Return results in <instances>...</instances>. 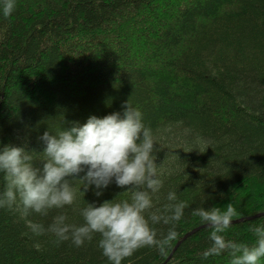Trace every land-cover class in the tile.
<instances>
[{
	"label": "trees",
	"instance_id": "1",
	"mask_svg": "<svg viewBox=\"0 0 264 264\" xmlns=\"http://www.w3.org/2000/svg\"><path fill=\"white\" fill-rule=\"evenodd\" d=\"M129 100L163 163L153 211L172 191L189 207L165 254L144 247L122 264H230L226 252L203 258L211 229L192 212L231 203L241 215L225 235L238 243L264 225V0H17L9 18L0 11V147L26 145L42 166L46 131L122 115ZM74 187L77 203L47 216L0 209V264H110L99 234L76 247L29 227L59 214L81 225L87 203L131 195L114 180L99 197ZM154 227L162 238L171 225Z\"/></svg>",
	"mask_w": 264,
	"mask_h": 264
},
{
	"label": "clouds",
	"instance_id": "2",
	"mask_svg": "<svg viewBox=\"0 0 264 264\" xmlns=\"http://www.w3.org/2000/svg\"><path fill=\"white\" fill-rule=\"evenodd\" d=\"M16 6L17 0H0L4 18H9ZM122 107V115L120 112L104 118L93 115L85 124L75 123L69 130L55 134L46 131L39 137L45 145L39 153L42 166L35 163L37 152L29 151L26 145L0 147V174L4 180L0 209L11 210L15 206L23 216L33 212L47 216L50 210L77 203L74 181L82 182L85 190L95 185V195L99 197L114 180L118 187L127 188L122 193H130V198L118 199L119 194L99 206L87 203L81 210L84 220L81 225L69 223L66 214H59L47 228L29 222L31 231L37 236L51 233L57 244L71 240L76 247L99 234L98 247L110 264H122L144 247H155L165 254L178 237L176 222L184 217L189 204L178 200L172 191L167 195L169 203L153 211V197L164 186L163 163L156 162L158 149L153 132L145 126L140 110L130 100ZM81 173L86 174L81 177ZM192 215L211 229V244L203 252V258L226 252L231 257L230 264L264 262V225L251 229L256 237L251 245L226 237L233 218L241 215L231 203L223 210L199 207ZM161 222L171 227L166 236L161 234L162 238H158L154 225Z\"/></svg>",
	"mask_w": 264,
	"mask_h": 264
},
{
	"label": "water",
	"instance_id": "3",
	"mask_svg": "<svg viewBox=\"0 0 264 264\" xmlns=\"http://www.w3.org/2000/svg\"><path fill=\"white\" fill-rule=\"evenodd\" d=\"M180 242H181V240L176 244V246H175V248L174 249H176L177 248V246L180 244ZM172 254H173V252L169 255V257L166 259V261L165 262H167V261H169L170 260V258L172 257Z\"/></svg>",
	"mask_w": 264,
	"mask_h": 264
}]
</instances>
